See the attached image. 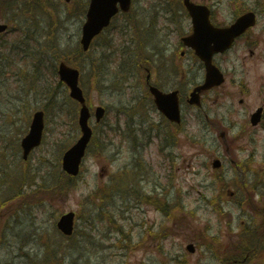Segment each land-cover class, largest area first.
Returning a JSON list of instances; mask_svg holds the SVG:
<instances>
[{
  "label": "rangeland",
  "instance_id": "rangeland-1",
  "mask_svg": "<svg viewBox=\"0 0 264 264\" xmlns=\"http://www.w3.org/2000/svg\"><path fill=\"white\" fill-rule=\"evenodd\" d=\"M52 1L50 4H46L49 10L45 7V3H48L47 0H42V6L40 10L37 8V13L31 12L29 9L25 10L23 13L25 15H19V13L14 15V7H9L8 11L11 14L8 19L13 18L12 20L7 19L11 23L12 30L5 34V37L10 40L6 46L14 45V41H18L22 36L24 37L23 41L31 45L38 58H47V61L55 55H62L77 47L84 20L82 15H79L78 7L75 5L76 1ZM231 1L236 2V0H223V3L217 6L218 20L224 19L228 22L232 19L234 7ZM243 1L252 7H256V4L260 2L264 8V0ZM156 6L157 4H152L151 0H136L134 2V10L137 15L154 13L153 9ZM31 14L35 16L32 19L29 18ZM122 20L123 17L119 18L117 23H114L104 35L96 40L90 52L87 53L88 55L79 59L81 64H90V66L87 65L88 71L93 68L101 71L98 66L101 67L104 54L107 52L105 49L108 42L107 37L115 35L116 30L122 27L121 24H118ZM29 26H32L33 32V27H36L35 33L30 30L36 37V42H30V32L28 35L18 32L23 29L29 30ZM123 26L124 31L130 30L128 21H124ZM256 33L261 36L262 41L254 56L250 55L249 49L245 46V39H243L230 52L215 58L227 75V81L220 89L221 91L226 90V93L217 104H213V100H209L207 105L213 113L217 111L223 113L228 121H238V124H235L231 129L233 134H238L246 127L245 114L264 105V13L262 11L259 15V25L254 31V34ZM122 39L121 34L114 36V41L117 44ZM29 44L14 52H10V49L7 48L6 51L11 58L4 63L6 70L1 69L4 74L6 72L9 75V72L16 73L20 66L24 69L28 67L33 78L31 79L29 76L28 79L26 77L19 80V76L10 75L7 82L0 85V160L3 163L0 167V203L4 205V209L10 211L8 217L12 220L8 224L5 217L0 222V264H38L37 262L42 261L44 254L47 257L44 264H60L59 254L54 251L57 246L55 243L61 242L59 234L55 232L57 230L55 219L57 220L63 213L71 210L77 211L79 215L78 227L96 226L92 230H90L91 227H85L88 231L86 238L88 245L83 249L81 247L75 250L69 249L67 244L61 247L63 250H67L64 264H133L141 261L148 264H182V261L183 264H229L225 245L233 240V234L239 230V224L242 221L252 222L254 216L246 205H241L236 200H245L246 198L245 191L239 190L235 185V180L239 179L235 176L236 165L232 166L229 159L223 157L227 158L224 173H218L212 167L210 160L213 153L218 151L222 154L224 151L218 133H207L202 122L198 120L197 111L195 109L189 111L185 108V115L189 118L194 114L195 119L194 123L187 126L186 132L180 134L174 145L176 147L168 149L169 152L179 155L175 158L176 166L171 167L170 160L166 163L159 159L162 158L159 145H153L152 149L147 146L145 155L143 150H141V154L136 153L132 151L133 143L127 138L122 141L126 135L113 131L115 125L120 124L121 128L126 125L128 119L116 116V107L121 105V101L130 99L129 92L121 96L110 89L104 88L103 91L98 92L91 90L94 100L99 98V101L110 107L106 127L114 126L109 131L107 141L116 144H112L103 153L95 152L96 145L92 144L81 174L76 179L77 187L73 182L69 183L64 180L65 185L59 191L54 188L62 173V157L59 149L68 146L66 139L71 138L73 142L75 141L76 115L73 113L70 116L69 109L72 108L67 103L65 87L56 83L54 77L49 75L52 73L50 65H43L36 72L34 65L27 66L25 64L27 61L31 63ZM119 57L125 59L126 55ZM35 77H38L39 85L30 99L22 105L20 98L28 93ZM88 81L94 82L96 89L97 81L92 72H90ZM242 90L243 93H241ZM134 94L142 97V92ZM242 98L245 100L243 103L240 101ZM128 103L133 104L132 101ZM31 108L33 109L31 110ZM37 108L47 111L48 124L44 143L32 153L29 159L23 160L22 152L17 149L16 144L20 147L18 143L20 132L26 128L25 133L29 130L31 114ZM54 117L59 121H64L63 124L56 125ZM137 119L141 121L142 118L138 115ZM142 123L143 121L139 122V131L136 130L141 142L144 137ZM257 129L252 132L254 140L249 144H247V137L239 141L236 154L238 163L244 164L250 160L251 151H255L254 165L256 164L259 169L262 166L264 154V128L260 126ZM105 134L103 132V136ZM194 135L197 138L196 147L187 143V138ZM200 138H202V142L205 139L206 141L199 143ZM57 141H61L62 144L60 145ZM120 141L124 142V145L119 151V159L111 164L109 158L115 154L116 145H119ZM212 141L214 147L211 145ZM63 144L65 145L62 146ZM149 153L154 155L156 161L152 164L153 168L148 164L151 173H146L147 166L145 165L143 174L137 177V183L143 191L153 190L156 185H159L160 192L163 193L161 196L169 193L171 200L179 203V207L168 220L153 205L141 202L133 195L124 196L120 192L116 193L112 204L104 208L114 211L117 225H122V232H116L115 225L109 224L105 218V215L110 213L108 211L104 213L99 207L93 209L94 205L91 204L93 199L90 197V193L102 183L114 181L117 184L120 168L126 163L133 165L138 157H141L145 163H149ZM6 157L7 159H5ZM170 168L176 176L172 180L168 175ZM101 172H104L103 176H101ZM17 174L21 175L24 180L14 183L10 179L11 176ZM218 174L220 177L225 174L224 177L230 184L228 187L221 181ZM35 180L37 186L28 189L29 194L17 195L21 186L29 185ZM229 190L235 191V194L231 196ZM209 198L223 200L222 203L227 212L226 219H223L213 205L208 202ZM260 199H263V195H256L255 200ZM103 204L104 201L101 206ZM191 211L194 212V215ZM100 218L104 221H101ZM162 223L167 228L165 231H160L161 235L159 236L155 232L158 231ZM173 225L178 226L174 227ZM123 231L129 235V238H125ZM213 237H218V240L211 245H199ZM129 239H131L130 248L117 246L120 243L123 245L129 243ZM23 240H30V242L22 245ZM190 241L197 245V250L194 253H190L186 249V245ZM160 247L161 249H159ZM23 251L28 254H24Z\"/></svg>",
  "mask_w": 264,
  "mask_h": 264
},
{
  "label": "water",
  "instance_id": "water-1",
  "mask_svg": "<svg viewBox=\"0 0 264 264\" xmlns=\"http://www.w3.org/2000/svg\"><path fill=\"white\" fill-rule=\"evenodd\" d=\"M101 0H92L91 6L88 12V20L84 25L83 32V43L85 47H88L93 36L99 32V30L107 24L112 14L116 12V6L113 4L103 5ZM124 2L123 5L130 3V0H121ZM205 7L195 6L191 9L192 14L195 18V34L201 40L196 43L198 53L206 60L208 73L206 83L199 87L208 88L214 84L220 83L223 80L221 72L212 63V54L215 50L224 49L228 47L231 40L244 30L248 25L254 23L253 14L249 13L240 18L236 24L230 28H214L210 25L205 24L207 19V13L199 11V9H204ZM1 28V27H0ZM4 28V26H3ZM60 72L64 79H66L72 86V95L80 99L83 103V108L81 111V123L83 126L84 134L80 140L66 153L64 158L65 167L76 173L78 171L79 161L84 154L85 148L88 141L90 140L92 130L87 126L88 109L84 104V98L82 96L81 89L77 86V71L73 68H69L62 64ZM197 94L193 93V100H197ZM99 116L102 115V109H99ZM43 113L37 112L32 124L30 133L23 139L22 145L24 147L25 156L30 152V150L41 141L42 136V126H43ZM59 227L65 233H72L73 230V213L64 215L59 222Z\"/></svg>",
  "mask_w": 264,
  "mask_h": 264
},
{
  "label": "flooded vegetation",
  "instance_id": "flooded-vegetation-1",
  "mask_svg": "<svg viewBox=\"0 0 264 264\" xmlns=\"http://www.w3.org/2000/svg\"><path fill=\"white\" fill-rule=\"evenodd\" d=\"M190 19L188 18V16H186L184 20L176 19V26H174L172 31L167 33L166 37L164 38V47L167 50H172L175 52V61H172V64L168 63V61H170L168 60L167 62L155 61L150 65L136 62L128 66L131 69H129L127 73V82L129 85V89L132 92L138 91L136 85L140 84L141 86L145 87L146 90H144V95H147V99L151 103V99H154L153 94L150 91V86L152 84H155L164 90L178 89L179 91H181V85L185 84L189 85L185 91L187 92L186 95L190 93L192 84H195L198 80L197 68L195 67L196 62L192 61V59L189 58L188 63L190 65V68H188L189 74L187 75L184 73L185 62H183L182 60L183 56L193 52L189 47H186V43L183 37V33L185 32L186 28L191 25ZM149 68L150 74L148 72ZM151 103L147 105V108L149 110L155 107V103ZM155 113L157 115L158 112L156 111ZM159 116H161L160 113H158V119H155V114H150V116L146 118L147 121L145 122V124L147 126L151 125L152 130H155L156 127L158 129H162L164 125V119L163 117L159 118ZM205 116H207L210 126L214 127V125H219V122L209 118V115L207 113L205 114Z\"/></svg>",
  "mask_w": 264,
  "mask_h": 264
}]
</instances>
